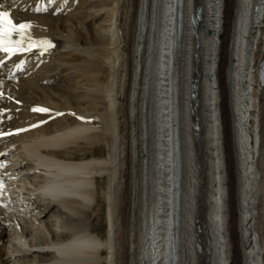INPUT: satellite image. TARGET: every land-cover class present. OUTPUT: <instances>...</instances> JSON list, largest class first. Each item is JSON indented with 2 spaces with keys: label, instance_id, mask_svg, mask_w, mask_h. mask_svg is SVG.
Returning a JSON list of instances; mask_svg holds the SVG:
<instances>
[{
  "label": "bare ground",
  "instance_id": "bare-ground-1",
  "mask_svg": "<svg viewBox=\"0 0 264 264\" xmlns=\"http://www.w3.org/2000/svg\"><path fill=\"white\" fill-rule=\"evenodd\" d=\"M37 1L0 0L56 45L21 74L0 71L4 92L23 102L0 98L12 113L0 128L49 120L0 143L14 145L3 159L20 175L16 194L0 189V264H169L175 108L180 264H264V0H186L177 57L176 0H150L139 59L142 0H80L73 9V0H45L36 11Z\"/></svg>",
  "mask_w": 264,
  "mask_h": 264
},
{
  "label": "snow or ice",
  "instance_id": "snow-or-ice-1",
  "mask_svg": "<svg viewBox=\"0 0 264 264\" xmlns=\"http://www.w3.org/2000/svg\"><path fill=\"white\" fill-rule=\"evenodd\" d=\"M30 25L22 23L17 25L7 11H0V49L8 51L5 41H10L15 35L20 39L12 45L16 51L25 50V45L31 43V36L24 30L29 28ZM39 111H48L46 109H38Z\"/></svg>",
  "mask_w": 264,
  "mask_h": 264
},
{
  "label": "water",
  "instance_id": "water-1",
  "mask_svg": "<svg viewBox=\"0 0 264 264\" xmlns=\"http://www.w3.org/2000/svg\"><path fill=\"white\" fill-rule=\"evenodd\" d=\"M147 18H145L144 20V23L146 24L147 23ZM191 90H192V97L193 99H198V96H199V79L198 77L193 79V84H192V87H191ZM198 104V102L196 101V104H195V107L193 108V112H195V108H196V105ZM195 128L196 130L199 129V120H198V117L196 116L195 117ZM178 210V209H177ZM179 220H180V210H178L176 212V221H177V224H176V238H175V244L173 246V253L175 254V257H174V263L173 264H179V253H178V225H179ZM199 232H201L202 228H201V225L198 224L197 226ZM200 247V246H199Z\"/></svg>",
  "mask_w": 264,
  "mask_h": 264
},
{
  "label": "rangeland",
  "instance_id": "rangeland-1",
  "mask_svg": "<svg viewBox=\"0 0 264 264\" xmlns=\"http://www.w3.org/2000/svg\"><path fill=\"white\" fill-rule=\"evenodd\" d=\"M98 184H99V187L102 189L104 187V179L99 178ZM104 214H105V205L103 204V209L101 210V217H100L101 223L97 225L96 227V232H98L101 236H104L105 230H106V223L104 222V218H105Z\"/></svg>",
  "mask_w": 264,
  "mask_h": 264
}]
</instances>
